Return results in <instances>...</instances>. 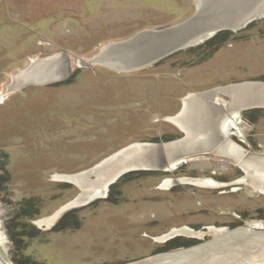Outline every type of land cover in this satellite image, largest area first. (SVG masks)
<instances>
[{
	"label": "rangeland",
	"instance_id": "1",
	"mask_svg": "<svg viewBox=\"0 0 264 264\" xmlns=\"http://www.w3.org/2000/svg\"><path fill=\"white\" fill-rule=\"evenodd\" d=\"M198 1L0 0L1 264H19L24 255L40 264H137L163 253L210 245L227 230L255 225L261 229L250 237L216 247L232 255L216 264H264L263 192L243 184L238 192L232 187L184 184L162 189L168 177H211L229 184L244 175L234 160H220L217 152L188 155V164L173 173L125 176L108 193L121 192L117 205L101 204L97 213H88L86 207L99 199L71 208L50 226L39 224L82 193L77 185L56 180V175L94 169L137 142L186 139L166 121L183 111L185 97L218 85L264 81V18L248 30L230 32L231 39L218 42L219 48L198 51L197 46L131 72L104 64L81 65L108 46L184 24L198 12ZM63 54L74 67L69 78L56 82L64 84H28L11 91L15 77L39 69L37 62ZM77 104L84 105L76 108ZM260 111L256 126L243 118L237 127L244 133L239 144L248 154L264 156V109ZM237 127L233 125L232 134ZM84 208L80 216L85 223L79 229L50 232L66 213ZM25 226L28 234L36 229L41 235L26 241L23 255L11 235ZM187 226L206 234L201 239L179 235L173 239L195 244L157 253L173 240L161 239ZM212 252L207 250L204 256Z\"/></svg>",
	"mask_w": 264,
	"mask_h": 264
},
{
	"label": "bare ground",
	"instance_id": "2",
	"mask_svg": "<svg viewBox=\"0 0 264 264\" xmlns=\"http://www.w3.org/2000/svg\"><path fill=\"white\" fill-rule=\"evenodd\" d=\"M197 8L198 12L195 19L193 17L191 20L185 22L184 24L163 31H153L154 33L151 35L148 34L147 36H137L138 38H135L132 41L124 44L111 45L109 47H106L101 55L93 60H89L88 62H81V65H95L102 63L116 68L122 67L132 69L142 67V65L144 64L146 65L153 63V61L156 60L161 54L169 52L174 48L179 47L185 50L191 47L198 46L200 45V43H204L203 41H205L207 37L213 34L216 29L228 28L234 32L238 31L237 28L240 25L237 24V21L247 15H249V18L252 16L261 19L264 18V0H199L197 2ZM37 64L39 69H35L33 72L26 74V76L22 75L18 78L15 77V87H13L11 91L16 88H22L24 85H28L30 83L48 84L65 80L70 75L72 68V62L69 59V56L65 54L59 57L49 58L42 62H37ZM45 64H47L48 66L46 67ZM35 79L39 81L35 82ZM254 86L264 87V84L253 85L246 83L240 87L229 86L236 88H232L229 90L226 89L225 91H222L224 93L227 92L232 95V98H230L231 103L229 104L231 111L233 110L236 114L237 111H242L245 107H248L250 105H254L257 103L264 105V90H259ZM206 96L208 99H214L216 93H208L206 94ZM185 104L186 110L180 116L172 118L171 120L183 130H186L189 134V137L186 142L172 144V148H169V155L172 156L170 160L171 167L169 168V170L171 168H174L178 163L182 162L184 159V155H186L187 153H192L196 150L200 152L202 150L210 151L213 149V147L219 146L218 153L220 155H228L229 157L234 158L235 162L246 173V176L240 179L237 183L239 185L243 184L253 186L257 190L264 193V156L248 155L247 157H243L241 152L237 150V147L239 146L232 142L231 139H229L230 144H226L221 147L223 143L222 142L220 144L221 139L224 138V140H227L226 136H228L229 134V128L231 127L232 123L236 121L235 118H233L232 120L225 118L226 121L224 122V124H222V133L220 122H222L221 120L224 118V115L222 117V113H220L222 110L219 111L220 108L219 110L217 108V110L213 109L212 107L205 104L202 98H200V96L198 95L194 98L192 96L187 98L185 100ZM216 105L218 106L219 104ZM190 125L192 127H190ZM194 127L198 132L192 134L193 129L191 130V128ZM148 145L149 144H138L136 146L134 145L132 147L124 149L120 153L118 152L113 157L108 159V161L97 165L96 167H94V169H91L89 171H84L71 176L56 175V180L75 184L83 189L84 193L74 202L60 210L58 212V215L43 220L39 222V224H48V226H50L55 222V220L59 217L60 214H62L64 210L74 207H81L87 204V202H92L95 198L103 196L108 188V183L114 180L121 172L129 169L131 170L134 167H140L145 170H150V168L157 169L161 167L158 165L159 160L155 150L151 148V144L150 147ZM147 149L149 151L145 153V150ZM163 168H165V166ZM94 173H96L97 175L96 179H93V176L90 179L91 175H93ZM116 181H114L113 184L109 186V188H111L116 183ZM182 182L195 184L205 188H216V186L219 185L215 181L208 179H184L182 180ZM167 183L170 185V183L175 182L170 180ZM260 229L261 227L255 225L238 230H227L224 235H221L219 239H217L210 245H204L198 248L183 249L179 252L176 251L165 253L164 255L157 256L155 259H152L149 262L145 261L137 264H180L181 262L179 261L185 262L187 260H190L188 262L189 264H216L220 262V258H232V255L229 254L228 250L223 249V247L226 248V246L229 245V242L235 239L238 240L240 239V237L248 238ZM178 234L187 235L189 237H197L200 239L206 233L205 231H196L191 228H185L181 230H175L170 235L165 236L161 240H167ZM218 241L220 243H218ZM242 242L244 241L242 240L240 243ZM219 246L223 247L216 248ZM207 250L213 252L207 256H204V254H207ZM199 256H203V258L205 259L203 263L200 261ZM3 264L6 263H4L3 261Z\"/></svg>",
	"mask_w": 264,
	"mask_h": 264
},
{
	"label": "flooded vegetation",
	"instance_id": "3",
	"mask_svg": "<svg viewBox=\"0 0 264 264\" xmlns=\"http://www.w3.org/2000/svg\"><path fill=\"white\" fill-rule=\"evenodd\" d=\"M251 27H253V25H250L249 27H247L246 29H244V30H248L249 28H251ZM244 30H242V31H244ZM242 31H240V32H242ZM234 32V31H233ZM236 32V31H235ZM154 32H145V33H142V34H139V35H137L138 37H140V36H147L148 34L149 35H151V34H153ZM158 33V32H157ZM135 37V38H138V37ZM233 35H232V33H221V34H219L215 39H213L212 41H208V42H206V43H200V45H198L199 46V48L198 49H196V50H198V51H201V50H203V49H207V50H211V49H214V48H217L218 47V42H221V43H225L226 41H229L230 39H231V37H232ZM134 38V39H135ZM130 39H128V40H125V41H127V42H130V41H132V40H130ZM127 42H125V43H127ZM204 42V41H203ZM121 44H124V43H121ZM116 45H119V44H116ZM109 47V46H108ZM195 47H197V46H195ZM191 48H193V47H191ZM189 49V48H188ZM188 49H185V50H188ZM185 50H183V51H185ZM194 52H195V50H193ZM192 50L190 51V52H193ZM63 58H66V57H63ZM100 64H102V63H100ZM151 65H153V63H150ZM105 66H107V67H111L113 70H117V71H119V72H131V71H133L134 69L132 68V69H129V68H122V67H118V68H116V67H112V66H108V65H106V64H104ZM145 65V64H144ZM144 65H142V66H144ZM149 65V64H148ZM160 66V65H159ZM79 68H82L81 66H79ZM73 69H74V67H72L71 68V73H70V75L67 77V78H69L71 75H72V72H73ZM66 78V79H67ZM65 79V80H66ZM62 81H64V80H62ZM56 82H59V81H56ZM247 83H249V84H253V85H260V84H264V81H246ZM246 82H243V83H246ZM54 83V82H53ZM70 83V82H69ZM31 84V83H30ZM36 84H38V83H36ZM39 84H44V83H39ZM49 84V83H48ZM57 85H62V84H64L63 82H61V83H56ZM56 87V86H55ZM232 88H236V87H225V86H223V87H220V88H216V89H213V90H210V91H207V92H202V93H191L189 96H187V97H185L184 99H183V111L180 113V114H177L176 116H174V117H172V118H176V117H178V116H180L185 110H186V104H185V100L187 99V98H189V97H195V96H200V98H202V100L204 101V103L205 104H207L208 106H210V107H212L213 109H215V110H219V108H220V110L219 111H221L220 113H222L221 115H222V117H223V115H224V118L221 120L222 122H220L219 120V122H220V128H221V132L223 133V125L222 124H224V122L226 121V119H229V120H232L234 117L233 116H236L235 117V120L236 121H234L233 123H232V126H231V129L229 130V134H228V136H226L227 138V140H224V138L223 139H221V142H220V144L222 143V145H221V147L223 146V145H226V144H230V140L229 139H231L232 140V142H234L235 144H237L239 147H237L238 149L237 150H239L240 152H241V154L243 155V157H244V155L245 156H248V155H250V154H248V153H250V152H244L242 149H243V147H242V145L241 144H239V142H241L242 143V141L239 139V137L241 136V137H243L244 136V133L242 132V129H240V128H238L237 126H238V124H240V123H244V120H243V118H245V116H244V111L245 110H243L241 113H240V111H237V113L235 114L234 112H233V114L231 113V109H230V107H229V104L231 103V101L229 102V100L228 99H230V98H232V95L231 94H229V93H224V92H222V91H225L226 89H232ZM137 91V89L136 88H132V92H136ZM216 93V96L214 97V99H208L207 98V96H206V94H208V93ZM206 93V94H205ZM220 98H223L224 100L222 101V100H220ZM119 99V98H118ZM216 104H219L218 106L216 105ZM84 104H77L76 105V108H79L80 106H83ZM70 106H72V109H73V107L75 106L74 105V103L72 102V104L70 105ZM85 106H87V104H85ZM216 106V107H215ZM224 106V107H223ZM227 108H226V107ZM75 108V107H74ZM217 108V109H216ZM226 108V109H225ZM228 110V111H227ZM248 110H252V109H248ZM228 113H230L231 115H233V116H230ZM238 114H239V116H238ZM241 115V116H240ZM238 117H240V120H241V122H239V118ZM172 118H168L166 121H168V122H171L172 124H174L180 131H182V133H184V136L185 135H187L186 137V139L185 138H180V139H176V140H173V141H170V142H164V144H165V146H166V153H167V157H168V162H167V164L166 165H164L165 166V168H163L164 166H161V167H159V168H157V169H161L160 171H162V172H171V173H173V172H175V171H177V169L179 168V166H182V165H184V164H188V155H191V154H210V153H214V152H216L217 151V153H218V147H213V149L212 150H202L201 152L200 151H194V152H192V153H187L186 155H184V159H183V161L182 162H180V163H178L174 168H171L170 170H169V168L171 167V163H170V160H171V157L172 156H170L169 155V152H168V150H169V148H172V144H178V143H182V142H186L187 141V139H188V137H189V134H188V132L186 131V130H183L181 127H179L177 124H175L171 119ZM226 118V119H225ZM246 119V118H245ZM247 120V119H246ZM236 122V123H235ZM190 124H191V122H190ZM233 125L235 126V127H237V130H236V134H232L233 133V129H232V127H233ZM190 127H192L191 125H190ZM193 129V130H192ZM191 130L193 131V133L192 134H195V133H197L198 131H197V129L194 127V128H191ZM220 134V133H219ZM232 135H234L233 137H232ZM183 139H185L184 141H182ZM181 141V142H180ZM147 145V144H149L148 146L150 147V144H151V148L152 149H154V147H155V144H153V143H150V142H137V143H135V144H133V145H131V146H129V147H132V146H136V145ZM219 144V145H220ZM171 146V147H170ZM176 146V145H175ZM174 146V147H175ZM129 147H127V148H129ZM173 147V148H174ZM179 147V146H178ZM127 148H125V149H127ZM181 148V147H180ZM124 150V149H123ZM123 150H121V151H123ZM121 151H119V152H121ZM252 155H253V153H251ZM223 155V154H222ZM222 155H220L219 153H218V158L220 159V160H227V159H232V160H234V162H235V159L234 158H232V157H229L228 155H223V157H222ZM254 155H256V154H254ZM260 156H263V155H260ZM180 157V156H179ZM225 158V159H224ZM236 163V162H235ZM236 165L237 166H239L237 163H236ZM240 167V166H239ZM150 169H156V168H150ZM167 169V170H166ZM240 169H241V167H240ZM149 170V169H148ZM174 170V171H173ZM243 172H244V175L241 177V178H239L238 180H236L235 182H233V183H221V182H219V181H217L215 178H211V177H193V176H185V177H181V178H175V177H168V178H166V181L164 182V184L162 185V189L163 190H168V191H170V190H172L176 185H178V184H184V185H194V186H198V185H195V184H191V183H183L182 182V180H184V179H208V180H213V181H215L216 183H218L219 185L218 186H216V188L214 187H208L209 189H222V188H224V189H226V188H229V187H232V189H233V192H238V191H240L241 190V187L240 186H242V185H239L237 182L240 180V179H242L244 176H246V173H245V171L243 170V169H241ZM122 178H120L119 180H117L116 181V183L115 184H118L119 182H120V180H121ZM173 181V182H175V183H170V185L167 183L168 181ZM178 180V181H177ZM177 182V183H176ZM180 182V183H179ZM167 183V184H166ZM114 184V185H115ZM237 184V185H236ZM227 185V186H226ZM171 187V188H170ZM110 190V189H109ZM223 190V189H222ZM120 191V190H119ZM110 191H108L107 192V190H106V192L103 194V196H101L102 197V199L104 198V195H106V194H108ZM106 197V196H105ZM98 199V197L97 198H95L94 199V201L95 200H97ZM120 199H121V192L120 193H110L109 195H108V197H107V199H104V200H99L98 202H96V203H94V204H92V205H90V206H88V207H86V209H88L87 210V212L88 213H90V214H95V213H97V211H98V208H99V206L101 205V204H106V205H110V206H115V205H117L118 203H119V201H120ZM92 201V200H91ZM90 202V201H89ZM68 210H70V209H67V210H64L63 212H62V214H64L66 211H68ZM83 210H85V208L84 209H82V210H72V211H69L68 213H66L59 221H58V223L56 224V226L55 227H57V228H60V227H65V228H67V229H69V230H72V231H75V230H77V229H79L82 225H83V223H85V221H83V219L81 218V216H80V213H82L83 212ZM85 212V211H84ZM62 214H60L59 215V217L62 215ZM92 216V215H91ZM58 217V218H59ZM85 217V216H84ZM57 218V219H58ZM57 219L55 220V222L57 221ZM54 227V228H55ZM210 227H215V226H209L208 228H210ZM185 228H191V229H193L192 227H189V226H187V227H185ZM185 228H182V229H185ZM207 229V228H206ZM220 229V228H219ZM176 230H181V229H176ZM193 230H196V229H193ZM173 231H175V230H173ZM172 231V232H173ZM197 231H202V230H197ZM203 231H205V230H203ZM207 231V230H206ZM171 232V233H172ZM179 235H182V234H178V235H176V236H179ZM176 236H174V237H176ZM182 236H186V235H182ZM164 237V236H163ZM189 237V236H188ZM190 238H197V237H190ZM170 239H173V238H169V239H167V240H170ZM201 239V238H200ZM166 240V241H167ZM159 241V240H158Z\"/></svg>",
	"mask_w": 264,
	"mask_h": 264
},
{
	"label": "trees",
	"instance_id": "4",
	"mask_svg": "<svg viewBox=\"0 0 264 264\" xmlns=\"http://www.w3.org/2000/svg\"><path fill=\"white\" fill-rule=\"evenodd\" d=\"M252 25H254V23ZM226 33H230V32H226ZM219 47L220 46H218L217 48H219ZM260 110L261 109L249 110V111H247V112L244 113V116L251 123L257 124L258 123V120H260V117L262 116L260 114V112H261ZM143 172H147V171H143ZM143 172L131 173V174L126 175V177H128L130 175H133V174H140V173H143ZM116 185H114L113 187H115ZM30 203H32V202H30ZM21 210H25V209L23 208ZM22 212H25V211H22ZM22 212H20V213H22ZM65 230H69V229H67L65 227H60V228L55 227L50 232H59V231H65ZM40 235H41L40 230H36V229H33L32 230V233H29L28 234L27 231H26V226H25V227L22 228V231H20V232L17 231L16 234H12L11 235V238L16 243L19 252H21L24 255V251L26 250V248L28 246V243L26 241L27 240H32L33 238H37ZM18 236H21V237L18 238ZM194 244H195V241H193V240L184 241L181 238H177V239H173L171 241H168V243L164 247H162L157 253H159V252H168V251H172V250H175V249H178V248H182V247H191ZM173 252H175V251H173ZM163 254H165V253H163ZM19 264H40V263H37V262L33 261L31 258L26 257L24 255V259L23 260H20L19 261Z\"/></svg>",
	"mask_w": 264,
	"mask_h": 264
},
{
	"label": "water",
	"instance_id": "5",
	"mask_svg": "<svg viewBox=\"0 0 264 264\" xmlns=\"http://www.w3.org/2000/svg\"><path fill=\"white\" fill-rule=\"evenodd\" d=\"M196 16H197V13H196V15L194 16V19L196 18ZM249 15H247V16H245L244 18H242V19H240L239 21H237V24H239L240 26L237 28L238 29V31H242V30H244V29H246L247 27H249L250 25H252L253 23H255L258 19H260L261 20V18H257V17H255V16H252V17H248ZM248 17V18H247ZM224 32H232V30L231 29H216L215 31H214V33L213 34H211L209 37H207L206 39H205V41H204V43H206V42H208V41H210V40H212V39H214L215 37H217L219 34H221V33H224ZM194 48V47H193ZM190 49V48H189ZM181 51H183V48L181 49V48H179V47H177V48H174L173 50H171V51H169V52H166V53H163V54H161L156 60H154L153 61V64L154 63H157V62H160L161 60H163V59H165V58H167V57H169V56H172V55H174V54H176V53H178V52H181ZM60 82V81H59ZM54 83H56V82H54ZM155 143V147H154V150H155V152H156V154H157V157H158V160H159V162H158V165L159 166H164V165H166L167 164V160H168V157H167V153H166V147H165V144H164V142H154ZM243 150H244V152H248V150L247 149H245V148H243ZM149 150L147 149V150H145V153L146 152H148ZM159 170H161V169H150V170H145V169H142V168H140V167H134V168H132L131 170L129 169V170H126V171H124V172H121L114 180H112V181H110L109 183H108V188H107V192L109 191V189H111V188H109V186L111 185V184H113V182L114 181H116L117 179H119V178H123V177H125L126 175H128V174H131V173H137V172H143V171H159ZM92 176H94V175H91V177H90V179L92 178ZM82 190V193L78 196V197H80L81 195H83V193H84V191H83V189H81ZM108 194H106V195H104V197L105 196H107ZM77 197V198H78ZM99 199H102V197L100 196V197H98V199L97 200H99ZM93 202V201H92ZM92 202H87V204H85V205H83V206H81V207H85V206H87V205H89L90 203H92ZM77 208H80V207H76V208H74V209H77ZM177 237V236H176ZM172 238H174V237H172Z\"/></svg>",
	"mask_w": 264,
	"mask_h": 264
},
{
	"label": "crops",
	"instance_id": "6",
	"mask_svg": "<svg viewBox=\"0 0 264 264\" xmlns=\"http://www.w3.org/2000/svg\"><path fill=\"white\" fill-rule=\"evenodd\" d=\"M246 81H259V80H246ZM246 81H240V82H235V83H228V84H226V85H218L216 88H220V87H222V86H227V87H229V86H242V85H244V84H246V83H243V82H246ZM238 83V84H237ZM241 83V84H240ZM232 84V85H231ZM248 84V83H247ZM229 85V86H228ZM263 86V85H262ZM262 86H254L255 88H258L259 90H264V87H262ZM215 88V89H216ZM229 100V102L231 101V99H228ZM248 109H264V105L263 104H260V103H257V104H254V105H250V106H248V107H245L243 110H245L244 112H246ZM242 110V111H243ZM241 111V112H242ZM229 114V113H228ZM253 125H255L256 126V124H253Z\"/></svg>",
	"mask_w": 264,
	"mask_h": 264
}]
</instances>
